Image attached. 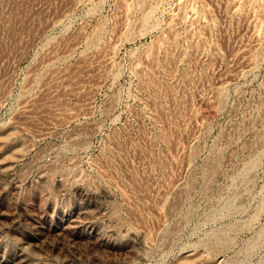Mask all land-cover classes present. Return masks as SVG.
Instances as JSON below:
<instances>
[{
  "label": "rangeland",
  "instance_id": "rangeland-1",
  "mask_svg": "<svg viewBox=\"0 0 264 264\" xmlns=\"http://www.w3.org/2000/svg\"><path fill=\"white\" fill-rule=\"evenodd\" d=\"M0 264H264V0H0Z\"/></svg>",
  "mask_w": 264,
  "mask_h": 264
}]
</instances>
